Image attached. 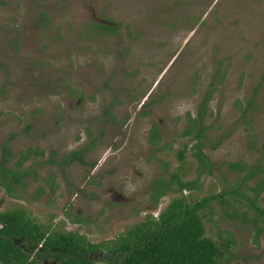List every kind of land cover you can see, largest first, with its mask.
Listing matches in <instances>:
<instances>
[{
	"label": "rangeland",
	"instance_id": "rangeland-1",
	"mask_svg": "<svg viewBox=\"0 0 264 264\" xmlns=\"http://www.w3.org/2000/svg\"><path fill=\"white\" fill-rule=\"evenodd\" d=\"M106 22L116 30L91 26ZM255 88L257 107L244 114ZM208 90L201 141L214 168L200 176L195 131L184 132ZM263 94L264 0H0V154L7 142L13 161L45 151L24 163L14 191L0 184V211L114 243L156 207L153 182L177 172L199 187L159 202L223 193L200 212L206 236L231 240L218 264H264V219L241 196L255 199L258 177L244 183L228 166L263 159ZM93 141L88 164H60ZM256 201L264 209V191Z\"/></svg>",
	"mask_w": 264,
	"mask_h": 264
},
{
	"label": "trees",
	"instance_id": "trees-1",
	"mask_svg": "<svg viewBox=\"0 0 264 264\" xmlns=\"http://www.w3.org/2000/svg\"><path fill=\"white\" fill-rule=\"evenodd\" d=\"M110 23V22H106ZM105 26L100 29L99 27ZM104 32L116 30L114 23L92 24ZM102 28V27H101ZM214 85V81L212 82ZM259 85V84H258ZM258 87V86H257ZM214 90H208L206 97L200 104L197 118L191 120L190 128L184 134L195 131L198 140L196 156L199 158L201 176L203 171L212 173L214 164L203 152L205 117L208 103ZM258 88L254 89L244 114L257 107ZM264 95V94H263ZM113 105V104H112ZM110 108V107H109ZM107 109L105 117L117 122V116L112 115V109ZM150 142L155 145L162 143V135L158 127L151 129ZM95 141L71 151L60 162L67 165L77 160L86 163V153L94 148ZM187 146V145H186ZM186 146L179 152V159L184 160ZM45 151L39 148H27L19 152L13 161L14 153L9 142L5 143L0 154V184L9 192L14 191L22 183L27 171L22 170L25 162L32 157L44 156ZM262 155L257 163L252 165L230 162L229 168L242 176V181L248 183L252 178L258 177L255 185H250L255 199L242 193L250 206L264 219V209L259 206L258 198L264 191V144ZM54 162L52 159L50 160ZM11 163V164H10ZM199 176V178H200ZM168 181L165 178L153 182L151 195L155 206L159 199L169 192H183L186 188L196 189V181L184 182L177 172L171 175ZM55 191V189H53ZM43 193L44 189H40ZM230 193H238L233 191ZM223 193L213 194L202 198L196 203L189 204L183 197L174 198L162 211L159 219L148 216L147 220L130 230L114 243L93 244L85 236L74 233L54 230L50 224L37 221L26 214L22 208L0 211V263L2 264H218L223 255V246H230L231 240H223V246L206 236L204 221L200 212L212 201L221 197ZM79 222V219L73 218ZM261 229H258L259 236ZM103 251V256H96Z\"/></svg>",
	"mask_w": 264,
	"mask_h": 264
},
{
	"label": "built area",
	"instance_id": "built-area-1",
	"mask_svg": "<svg viewBox=\"0 0 264 264\" xmlns=\"http://www.w3.org/2000/svg\"><path fill=\"white\" fill-rule=\"evenodd\" d=\"M166 208V206H164V202L163 200H161L158 205L156 207H154L150 212L149 211H145L144 214L148 215L154 219H159L162 211Z\"/></svg>",
	"mask_w": 264,
	"mask_h": 264
},
{
	"label": "flooded vegetation",
	"instance_id": "flooded-vegetation-1",
	"mask_svg": "<svg viewBox=\"0 0 264 264\" xmlns=\"http://www.w3.org/2000/svg\"><path fill=\"white\" fill-rule=\"evenodd\" d=\"M109 109H110V108H109ZM106 110H107V109H105V112H106ZM93 150H94V148L90 149V150L86 153V155H87L89 152L93 151ZM86 155H85V156H86ZM85 164H88V163L86 162ZM121 198H123V197H121Z\"/></svg>",
	"mask_w": 264,
	"mask_h": 264
}]
</instances>
